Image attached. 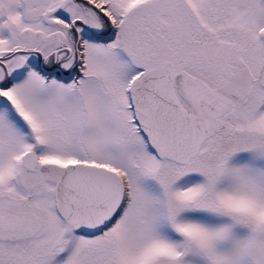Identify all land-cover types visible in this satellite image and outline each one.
<instances>
[{"label": "snow or ice", "instance_id": "1", "mask_svg": "<svg viewBox=\"0 0 264 264\" xmlns=\"http://www.w3.org/2000/svg\"><path fill=\"white\" fill-rule=\"evenodd\" d=\"M0 264H264V0H0Z\"/></svg>", "mask_w": 264, "mask_h": 264}]
</instances>
